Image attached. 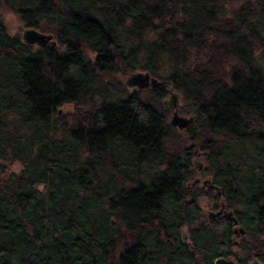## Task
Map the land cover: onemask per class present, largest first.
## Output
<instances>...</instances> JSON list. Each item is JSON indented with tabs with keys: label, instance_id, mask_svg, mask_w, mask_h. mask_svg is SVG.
Masks as SVG:
<instances>
[{
	"label": "trees",
	"instance_id": "1",
	"mask_svg": "<svg viewBox=\"0 0 264 264\" xmlns=\"http://www.w3.org/2000/svg\"><path fill=\"white\" fill-rule=\"evenodd\" d=\"M1 5L55 45L0 19V264H214L233 247L264 264V0ZM114 66L159 83L116 99ZM168 86L193 115L183 129ZM198 152L243 234L227 215L201 221Z\"/></svg>",
	"mask_w": 264,
	"mask_h": 264
},
{
	"label": "rangeland",
	"instance_id": "2",
	"mask_svg": "<svg viewBox=\"0 0 264 264\" xmlns=\"http://www.w3.org/2000/svg\"><path fill=\"white\" fill-rule=\"evenodd\" d=\"M8 13H12L13 17H14V21H10V23L6 24L4 22V18L5 15ZM0 19L3 22L6 32L8 35L10 36H14V35H18L21 38V34L23 32L24 29L29 28L27 26H25L24 22H22V19L20 18V15L13 10L12 8H10L7 5H1L0 6ZM43 24H48L47 21H44ZM44 33H50L47 31H43ZM52 34V33H51ZM54 40V39H53ZM49 44V43H48ZM35 47H38L36 45H34ZM85 53L87 54L88 57L93 58L94 57V53L87 49L86 47L84 48ZM260 49L259 51H257L255 53L256 57H259L260 54ZM263 66V65H262ZM134 71H143L140 68H136ZM132 71V72H134ZM132 72H124L122 70V68L120 66H114L112 69V72L109 73V75H105L102 79V83L107 84L108 86H110L111 88V92L113 93L114 97H116V99H120L121 96H126V95H130L133 92H137L140 91L142 89H149L152 85H149L146 88H142V89H137L135 87H127L124 84V81L126 80L127 76L132 73ZM159 82V81H158ZM158 84V83H156ZM155 85V84H154ZM170 91H173L171 86H168L167 88V93L165 96H163L161 102L164 106L168 107V116L166 118L167 122L169 123V121L171 120V117L173 115V108H171L168 104L164 103V100H171L170 97ZM176 92V91H174ZM177 93V92H176ZM179 94V93H178ZM103 98H96L95 99V103H98L100 101H102ZM145 100V99H144ZM185 105V100L179 95V99H178V114L184 117H193V115L191 113L188 112H181L180 108L183 107ZM87 108V107H86ZM74 109V105L73 104H68V105H64L59 107L58 111L62 114H66L68 112L73 111ZM195 144L194 142H188L187 146L189 147L190 145ZM196 151V150H195ZM204 153H199L196 157L192 158V168L194 171V175L192 176V179L190 180V185H197L198 188L201 189H211V194L209 196H201L198 199V205L201 209V221L206 224V226H209L210 222H212L213 220H215L216 218L219 217L218 213L223 209L226 210L225 214L227 212H232L233 213V209H228L226 206L225 201L223 200V198H221V194H220V190L215 188L214 186H211L210 184L212 183L213 180V176L206 170V166H205V158H204ZM9 171H14L17 172L20 170V165L19 163H11V165L9 166ZM211 186V187H210ZM217 189V190H216ZM216 192V193H215ZM216 194V195H215ZM239 228L242 229L241 226L239 225H235L234 229L238 230ZM237 235L238 233H240L239 231L235 232ZM241 234V233H240ZM181 235H182V239L186 242L189 241V237H188V231L186 227H183L181 230ZM233 240L234 242L238 243L240 241V237L237 236H233ZM237 255L239 259H243L245 256H243L242 253H240L238 251V249L236 247L232 248V251L230 252L229 255H227L228 257L232 258V260L234 259V256ZM258 262V260H256L255 258H252L251 260L248 261V264H254Z\"/></svg>",
	"mask_w": 264,
	"mask_h": 264
},
{
	"label": "water",
	"instance_id": "3",
	"mask_svg": "<svg viewBox=\"0 0 264 264\" xmlns=\"http://www.w3.org/2000/svg\"><path fill=\"white\" fill-rule=\"evenodd\" d=\"M21 41L25 44L29 45H36L38 47H45L48 43L51 45H55V41L53 40V35L51 33H44L36 28L29 27L23 30L21 34ZM159 83L158 80L151 76L147 71H134L130 73L126 80L124 81L125 86L127 87H135L137 89L146 88L149 85H154ZM171 100H164L165 104H168L171 108H173V115L169 124L172 126H176L179 129L185 128L189 123L192 122L193 117H184L178 114V99L179 94L170 91ZM222 210L218 213L221 214ZM227 216H229L234 225H237V219L233 215L232 212H227ZM239 231L241 234L244 233V230L239 228L238 230L235 229V232ZM33 261V255L29 257V263ZM214 264H236L231 259H225L224 257H218L215 259Z\"/></svg>",
	"mask_w": 264,
	"mask_h": 264
},
{
	"label": "flooded vegetation",
	"instance_id": "4",
	"mask_svg": "<svg viewBox=\"0 0 264 264\" xmlns=\"http://www.w3.org/2000/svg\"><path fill=\"white\" fill-rule=\"evenodd\" d=\"M54 41H55V40H54ZM225 212H226V210L223 209L222 213L219 214V216H220V215H224ZM228 217H229V216H228ZM224 258H225V259H231V260H232V258H230V257H228V256H225ZM233 261H234L236 264H241L240 259L238 258L237 255L234 256ZM254 264H261V262L258 261V262L254 263Z\"/></svg>",
	"mask_w": 264,
	"mask_h": 264
},
{
	"label": "clouds",
	"instance_id": "5",
	"mask_svg": "<svg viewBox=\"0 0 264 264\" xmlns=\"http://www.w3.org/2000/svg\"><path fill=\"white\" fill-rule=\"evenodd\" d=\"M10 21H14V17L12 13H8L5 15L4 22L6 24L10 23Z\"/></svg>",
	"mask_w": 264,
	"mask_h": 264
}]
</instances>
